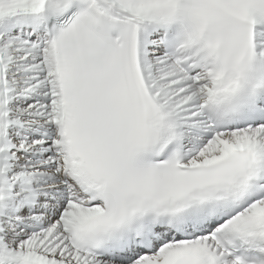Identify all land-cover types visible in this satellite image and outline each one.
I'll return each mask as SVG.
<instances>
[{"label":"snow or ice","instance_id":"snow-or-ice-1","mask_svg":"<svg viewBox=\"0 0 264 264\" xmlns=\"http://www.w3.org/2000/svg\"><path fill=\"white\" fill-rule=\"evenodd\" d=\"M0 264H264V0H0Z\"/></svg>","mask_w":264,"mask_h":264}]
</instances>
